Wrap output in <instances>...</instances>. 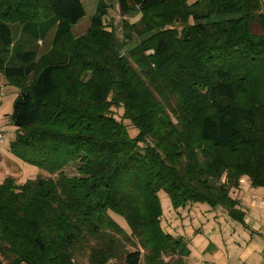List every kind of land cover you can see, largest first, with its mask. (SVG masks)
<instances>
[{"label": "trees", "instance_id": "1", "mask_svg": "<svg viewBox=\"0 0 264 264\" xmlns=\"http://www.w3.org/2000/svg\"><path fill=\"white\" fill-rule=\"evenodd\" d=\"M107 1L75 38L83 0H0L12 150L49 176L0 185V264H185L160 191L174 211L206 205L244 228L232 195L242 179L264 188V0H116L122 39ZM134 37L135 68L120 55Z\"/></svg>", "mask_w": 264, "mask_h": 264}, {"label": "rangeland", "instance_id": "2", "mask_svg": "<svg viewBox=\"0 0 264 264\" xmlns=\"http://www.w3.org/2000/svg\"><path fill=\"white\" fill-rule=\"evenodd\" d=\"M107 5L110 7L108 8V16L105 20V25L106 27H112L115 36L118 39H122V18L119 14V8L116 4V0H108ZM83 6L85 9V17L72 29V35L75 38L85 35L90 29L91 18L96 12L97 0H83ZM138 20L139 17H135L128 19L127 21L130 24H134ZM11 26L15 34L16 41L19 42L21 41V38H25L20 31L21 27L19 25L11 24ZM252 33L259 35V28L254 26L252 28ZM50 40L51 36L48 37L45 44L41 41H38L35 44V47L38 50V59H40L49 50ZM139 44L140 40L136 41L134 37L133 41L127 44L125 49L120 52V55L131 61V67H134L135 64L132 59V53L138 49ZM151 54V52H146L144 53V57H148ZM139 93L141 96L143 95L142 91H139ZM18 94V88L10 85L5 77L0 74V129L2 130L4 136V145L0 150V185H3L7 180H13L17 185L23 186L28 182H34L39 178L49 177L37 166L24 161L22 158L17 156L12 150V143L15 142L18 132L12 124L10 116ZM113 114L117 121L122 120V111H113ZM123 124L125 126H129L126 121H123ZM127 131L132 138L137 135V131L132 127H128ZM68 173L70 175L72 174V168H69ZM158 200L163 214L162 228L166 230L168 229L173 236L182 233V237L188 239L186 241H189V243L192 242L191 248L192 244H200V239H202L205 246L203 253L209 254L213 259H215V261L226 260L236 249L242 250L246 253L248 252L246 233L240 229V225L228 219L223 210L214 212L213 214H215V218L207 215V211L210 209L206 205H190L189 207H191V209L188 207L185 210L174 211L169 197L163 191L158 193ZM111 215L115 218L118 225L127 232L128 228L125 221L116 215ZM221 219L226 222V227H224L225 223L221 222ZM206 220H208L207 224ZM194 237L197 238L191 241L190 239H193ZM17 246H21V238H17L14 241L12 248L13 252H15V247ZM197 258H199V256ZM7 260L9 262L8 264L15 261L12 253L9 254ZM7 260L5 259L3 263L7 264ZM207 260L208 259H203L199 262L196 260V263L216 264L215 261Z\"/></svg>", "mask_w": 264, "mask_h": 264}, {"label": "crops", "instance_id": "3", "mask_svg": "<svg viewBox=\"0 0 264 264\" xmlns=\"http://www.w3.org/2000/svg\"><path fill=\"white\" fill-rule=\"evenodd\" d=\"M232 196L238 201L240 210L245 214V226L244 228L241 227L240 229L246 233L248 252L246 253L242 250L236 249L226 260L215 261L212 256L203 253L205 246L202 239H200V244H192V248V242L189 243V241H187L190 256L184 259L185 264H199L196 263V260L199 262L203 259L215 261L216 264H264V188H252L245 179H242L240 189L237 190L236 194H233ZM207 215L215 217L212 212L208 213ZM208 220H206V224ZM221 222L225 223L224 227L227 226L224 220ZM224 230L226 231L225 228ZM195 238L197 237H194L190 240L193 241ZM198 256L199 258H197Z\"/></svg>", "mask_w": 264, "mask_h": 264}, {"label": "built area", "instance_id": "4", "mask_svg": "<svg viewBox=\"0 0 264 264\" xmlns=\"http://www.w3.org/2000/svg\"><path fill=\"white\" fill-rule=\"evenodd\" d=\"M3 145H4V136L2 130L0 129V150L2 149Z\"/></svg>", "mask_w": 264, "mask_h": 264}]
</instances>
